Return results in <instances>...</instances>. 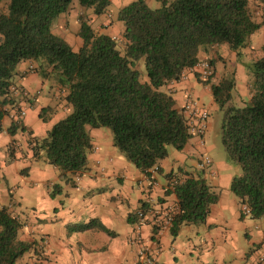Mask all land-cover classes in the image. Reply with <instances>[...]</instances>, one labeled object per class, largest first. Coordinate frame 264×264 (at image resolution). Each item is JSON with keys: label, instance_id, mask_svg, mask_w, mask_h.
I'll return each mask as SVG.
<instances>
[{"label": "trees", "instance_id": "16d2710c", "mask_svg": "<svg viewBox=\"0 0 264 264\" xmlns=\"http://www.w3.org/2000/svg\"><path fill=\"white\" fill-rule=\"evenodd\" d=\"M72 1L8 0L7 13L0 14V120L15 103L9 87L16 85L17 64L38 61L42 76L50 68L57 82L67 87L65 100L71 111L44 137L32 138L30 143L33 156H42L66 180L86 169L92 149L86 125L108 128L114 147L147 176L154 167L160 172L158 163L168 156V145L180 150L192 135L172 94L159 88L178 81L184 69L201 61V49L226 44L240 59L241 49L264 24V0H162L157 8L133 0L117 12L123 24L121 44L116 37L96 33L80 16L77 34L82 44L74 50L51 31L53 20ZM77 1L96 15L110 4V0ZM141 58L149 82H141L134 68ZM208 62L212 73L202 81L209 85L221 112L220 139L234 169L229 187L240 205H247L250 216L260 219L264 213V43L261 54L244 64L250 74V96L243 106L233 101L235 78L211 82L215 60ZM18 127L23 129L19 120H13L8 132L13 134ZM165 177L177 178L173 192L180 211L171 235L176 236L184 224L204 223L218 193L203 175L180 170ZM57 191L54 188L51 195ZM134 215H130L132 222ZM22 226L8 206H0V264H17L26 252L35 251V240L20 238ZM72 227L79 231L97 227L113 234L95 219Z\"/></svg>", "mask_w": 264, "mask_h": 264}, {"label": "crops", "instance_id": "0c3cea01", "mask_svg": "<svg viewBox=\"0 0 264 264\" xmlns=\"http://www.w3.org/2000/svg\"><path fill=\"white\" fill-rule=\"evenodd\" d=\"M131 1L120 3L118 10ZM110 14L96 15L91 8L79 4V10L68 9L58 16L62 17L63 24L52 27V32L74 44L76 47H71L77 50L81 46L77 38L81 16L96 33L121 38L123 24L110 19ZM71 25H75L76 30H70ZM263 29L264 24L257 31ZM257 31L250 36L248 45L241 49L240 59L226 44L205 51L211 54L221 46L226 54L228 51L233 53L237 80L235 88L245 102L249 97L244 98L247 97L244 96L247 92L246 78L243 79L244 64L253 60L249 51L256 50L257 56L261 54L260 47L264 43L262 37L260 42L251 45L252 39L259 38L255 36ZM213 67L215 70V65ZM39 69V62L35 60L17 64L13 80L28 92L26 114L17 119L5 115L0 120V206H8L22 221L21 239L36 241L35 251L29 254V264H135L138 241L134 239L136 224L130 215L153 205L176 203L165 175L180 170L191 172L180 164L186 157L183 149L189 145V140L176 154L180 164L176 169L164 158L158 163L161 171L152 173L148 179L117 151L111 135L95 128L91 131V144L92 148L97 146L98 149L89 152L84 171L66 180L42 156H33L31 149L32 138L44 137L55 123L71 111L65 100L67 87L58 82L49 84L48 79L54 76V72L47 68L48 72L42 76ZM166 91L172 94L177 108L182 107L187 96L196 98L203 106V99L208 95L211 96L210 103L214 102L209 85L204 84L195 73L189 74L183 81L167 84ZM14 101L8 106L10 113L21 106L19 98L15 97ZM13 120H19L23 129L18 127L15 133L10 134L8 128ZM209 128L208 121L202 137L203 144L197 136H192L194 141L191 143L195 172L191 173H201L204 178L206 170L200 171L196 167L202 153L213 160L209 169L211 175L217 174L216 169L232 167L220 160L221 154H215L218 150L208 135ZM152 180L156 185L152 184ZM54 188L59 191L51 195ZM92 219L113 234L97 227L81 231L72 227ZM139 223L142 242L151 246L153 256L160 264H244L255 261L258 254L264 251V219L243 214L239 199L230 188L221 187L218 201L210 206L204 223L184 224L176 236H172L170 230L155 229L154 232L148 219Z\"/></svg>", "mask_w": 264, "mask_h": 264}, {"label": "rangeland", "instance_id": "374dc122", "mask_svg": "<svg viewBox=\"0 0 264 264\" xmlns=\"http://www.w3.org/2000/svg\"><path fill=\"white\" fill-rule=\"evenodd\" d=\"M125 1H127V0H111L109 6L107 7V9L105 11V12H110L111 13L110 14L111 15L110 19H113V21H115V22L117 21V12H118V8H119V4L122 3V2H125ZM161 1L162 0H146L148 6L151 7V8L159 7L161 5ZM7 5H8V0H1L0 1V14L7 13ZM69 9H70V11L79 10L78 1L77 0H73L71 5H70V7H69ZM255 12H256V15L259 14L258 10L255 11ZM57 24H63L62 17H57V18H55L53 20L52 25H51V31H52V27H54ZM69 29L70 30H74V29L76 30V27H75V25H71L69 27ZM261 34H263V35H261ZM255 36H259V38L257 40L256 39H252L251 45H253V46L255 44H257L258 42H260L261 41L260 39H262V37H264V29L257 31ZM77 38L79 40V43L82 44V39L80 37H77ZM118 40H119L118 41L119 44H121L120 38H118ZM248 42H249V40H248ZM70 45L73 46V47H76L72 43ZM118 48H120L119 45H118ZM220 48H221V46L215 51L211 50L212 51L211 54L210 53H206L205 50H203V49L199 50V53H198V56L200 58H204L205 59V60H201V61H208L210 59L215 60V70L213 71V76L210 77V81L214 82V83L215 82L217 83L222 78H232V76L236 80V69H235V66H234L235 61L232 60V55H231L233 53L228 51L229 53L226 54V52L224 50L220 49ZM209 50L210 49H207V51H209ZM260 51H261V47H260ZM249 52H252L250 54V57H253V59L258 57L256 55V50H253V51L251 50ZM236 61L238 62V60H236ZM134 68L139 71V78H140L141 82H143V83L144 82H149L143 58L135 61ZM249 75H250L249 71L245 68V74L243 76V79H244V77L246 78L244 84L247 85V89H246L247 92H245V95H244V96H247V97H244L245 99L250 96L249 95V91H248V84H249V79H250ZM50 78L51 79H48L49 84L54 85L57 82L56 74L54 73V76H51ZM238 78H240V77H238ZM159 90L160 91H166V85L161 86L159 88ZM232 95H233V101H234L235 105L243 106V105L246 104V102L244 100H241V98H242L241 96L242 95L239 93V90H236V88H234V90H232ZM210 100H211V96L210 95H208L206 98L203 99L204 107L207 109V111L210 114V117L208 119L209 125H210L208 135L211 136L214 144L217 147L218 151L215 154H217V156L221 154L220 160L223 161V162H228L227 161V157H226V152H225L224 147L222 145V142H221V139H220V134H219V125H220V121H221V112L218 111V107H217V105L214 102L210 103ZM85 129H86V132L90 135L91 140H92L91 131L94 130L95 128H93V127H91L89 125H86ZM100 129L105 130V132H107V134L111 135V132H110V130L108 128H100ZM193 141H194V137L190 138L189 141H188L189 145L185 146V148L183 149V152L186 154V157L180 163L182 166L185 165V167L191 172H194V170H193L194 160L191 157V154L194 152V149H193V147L191 145V143ZM168 149H169V154L165 158V160L169 161V163H171V165L176 169V167H178L180 165L178 160H177V156H176L177 152H179V149L175 148L172 145H168ZM117 151H118V149H117ZM213 159H216V158H213ZM212 164H213V160H212ZM212 164L210 165L209 168L206 169V171L204 170L205 171L206 182L208 184H210L212 186L213 190L216 191L217 193H219L221 187H223L224 189L230 188L229 187V185H230V176H231V173H233L232 167H227V169H225V168H220L219 170L216 169L217 174L216 175H211L209 169H211ZM228 164H230V163L228 162ZM214 185H216V186H214ZM30 253H31V251L30 252H26L21 258H19L17 260V264H29V259L28 258H29V254Z\"/></svg>", "mask_w": 264, "mask_h": 264}, {"label": "built area", "instance_id": "2783aa9c", "mask_svg": "<svg viewBox=\"0 0 264 264\" xmlns=\"http://www.w3.org/2000/svg\"><path fill=\"white\" fill-rule=\"evenodd\" d=\"M193 73L198 74L201 79H207L212 73V66L208 61H199L194 66L184 69L178 81L185 80L189 74ZM9 91L14 98H19V102H21V106H19L17 109L15 108L13 112L9 113V116L14 119L21 118L26 114L27 106L25 102L28 96V92L25 88L18 85H11L9 87ZM181 111L185 117L189 133L192 136H197L199 138L200 144H203L204 142L202 137L207 130L209 119V113L207 109L196 98L187 96L183 102ZM92 149L97 150L98 147L96 146ZM211 164V157L206 153H202L198 157L196 167L198 170L203 171L209 168ZM148 172L152 174L154 172H157V169L156 167H154L149 169ZM144 176L150 179V176H147L146 173H144ZM176 182V177L170 178V180H168V188L173 191L174 184ZM152 184L156 185V182L152 180ZM179 211L180 209L176 202L164 206L153 205L149 208L146 207V209H138L135 212L136 220L134 224H136V227L134 239L138 241V247L136 251L138 259L135 264H160L153 256V249L151 248V246L148 244L146 245L144 244V242H142L139 222H142L144 219H148L150 220V224L153 229L170 230L174 218L179 213ZM241 212L245 215H250V210L245 204L241 205ZM261 218L264 219V213L262 214ZM244 264H264V251L258 254L255 261H247Z\"/></svg>", "mask_w": 264, "mask_h": 264}]
</instances>
